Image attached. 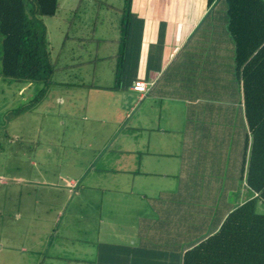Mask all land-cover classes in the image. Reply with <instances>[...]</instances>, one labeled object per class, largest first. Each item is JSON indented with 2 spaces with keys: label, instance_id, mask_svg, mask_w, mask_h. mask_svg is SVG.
I'll list each match as a JSON object with an SVG mask.
<instances>
[{
  "label": "crops",
  "instance_id": "0c3cea01",
  "mask_svg": "<svg viewBox=\"0 0 264 264\" xmlns=\"http://www.w3.org/2000/svg\"><path fill=\"white\" fill-rule=\"evenodd\" d=\"M132 13L137 20L131 45L136 49L129 48L127 60L135 67V81L144 80L151 89L141 95L127 80L113 88L117 55L110 95L125 93L120 102L125 99L128 107L119 102L116 107L125 108L126 116L134 111L136 98L158 105L134 111L131 126L103 141L83 171L98 172L99 181L78 184L56 198L61 201L48 199L47 217L33 228L40 245L0 244V251L21 254L9 259L29 264H176V250L185 251L217 232L228 214L251 197L244 170L248 127L225 0L211 7L208 0H133ZM122 37L121 31L120 41ZM168 103L172 110L167 127H161ZM149 109L155 113L150 115ZM122 123L114 121L112 127L119 129ZM72 183L73 189L77 182ZM90 193L97 196L84 197Z\"/></svg>",
  "mask_w": 264,
  "mask_h": 264
},
{
  "label": "rangeland",
  "instance_id": "374dc122",
  "mask_svg": "<svg viewBox=\"0 0 264 264\" xmlns=\"http://www.w3.org/2000/svg\"><path fill=\"white\" fill-rule=\"evenodd\" d=\"M59 4L55 16L43 17L56 70L40 102L15 112L29 104L44 84L9 82L0 76V218H4L0 244L5 247H36L41 239L34 236L33 228H40L43 223L39 222L47 217L51 208L48 199L61 201L56 198H64L78 184L88 186L99 181L98 172L83 171L89 169L88 163L103 141L131 126L134 111L140 113L158 105L154 100L136 98L134 111L126 116L125 108L116 107L118 102L128 107L125 99L120 102L125 93H118L116 98L110 95L122 48L119 38L124 0H59ZM1 49L0 43V58ZM105 101L110 106L102 105ZM172 106L168 103L163 109L161 127L167 125ZM152 113L155 109H149ZM104 118L107 122L102 123ZM120 120L121 128L112 127ZM71 181L77 182L73 189ZM94 196L97 194L84 197ZM76 206L77 201L69 211ZM260 212L264 213V207ZM3 251L0 264H29L7 257L19 258V251Z\"/></svg>",
  "mask_w": 264,
  "mask_h": 264
},
{
  "label": "trees",
  "instance_id": "16d2710c",
  "mask_svg": "<svg viewBox=\"0 0 264 264\" xmlns=\"http://www.w3.org/2000/svg\"><path fill=\"white\" fill-rule=\"evenodd\" d=\"M132 1L124 0L121 51L113 88L135 82L127 60L137 18ZM217 0H208L213 6ZM228 33L234 45V71L248 133L245 148L246 191L242 205L228 214L217 232L185 251L176 250V264H264V0H225ZM59 0H0V76L5 80L42 82L44 88L25 107L40 102L56 70L43 17L55 16ZM133 70V71H132Z\"/></svg>",
  "mask_w": 264,
  "mask_h": 264
},
{
  "label": "built area",
  "instance_id": "2783aa9c",
  "mask_svg": "<svg viewBox=\"0 0 264 264\" xmlns=\"http://www.w3.org/2000/svg\"><path fill=\"white\" fill-rule=\"evenodd\" d=\"M150 89H151V84L145 82L144 80H136L132 85V90L140 93L141 95L148 93Z\"/></svg>",
  "mask_w": 264,
  "mask_h": 264
}]
</instances>
